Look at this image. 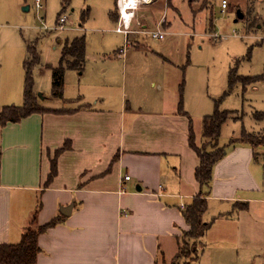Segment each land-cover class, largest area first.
<instances>
[{
    "label": "crops",
    "instance_id": "obj_1",
    "mask_svg": "<svg viewBox=\"0 0 264 264\" xmlns=\"http://www.w3.org/2000/svg\"><path fill=\"white\" fill-rule=\"evenodd\" d=\"M112 20L117 25L118 14ZM162 20L153 31L165 32ZM145 26L134 32H147ZM25 59L13 64L9 78L5 68L1 96L24 94ZM111 87L105 85L104 103L64 110L43 106L49 110L0 126V244L20 241L40 200L33 223L60 221L38 235L36 264H169L175 259L178 237L188 230L183 211L200 191L190 124L198 145L209 110L206 105L192 118L188 107L177 110L175 102L170 109L155 104L136 110L122 100L114 108ZM230 140L227 145L218 140L227 150L204 187L203 219L209 226L195 264H264V196L256 195L264 191V169L257 167L256 148ZM65 143L69 148L57 157V173L46 187L50 160ZM71 203L70 215L63 216L60 207Z\"/></svg>",
    "mask_w": 264,
    "mask_h": 264
},
{
    "label": "rangeland",
    "instance_id": "obj_2",
    "mask_svg": "<svg viewBox=\"0 0 264 264\" xmlns=\"http://www.w3.org/2000/svg\"><path fill=\"white\" fill-rule=\"evenodd\" d=\"M40 1L42 7L38 9L35 0H0V81L7 72L8 78L12 76L14 63L29 57L30 45L38 57L32 78L33 93L41 106L64 110L101 104L107 92L105 85L111 84L110 104L114 108L123 100L136 110L155 108V104L157 109H170L175 102L177 110L186 112L188 107L192 118L206 105L208 114L216 107L232 111L221 128L219 142L227 145L244 129L255 139L256 163L263 171L264 118L256 120L254 114L264 112V0H227L223 10L222 0L139 1L131 12L132 33L128 35L115 32L112 14H118V0H68L64 10L61 0ZM238 12L243 17L238 18ZM61 15H66L67 22L64 29L56 30ZM161 18L166 19L165 34L153 39L149 32L156 29L155 23ZM142 23L147 32L135 33L143 30ZM77 37L85 38L84 71L66 69L61 96H56L53 71L60 65L65 42ZM122 50L124 54L118 56ZM71 60L64 55L63 66ZM232 68L238 76L257 79L247 84L237 82L228 91ZM224 92L227 95L223 96ZM23 100V94L0 95V110L6 105H20ZM214 145L207 139L198 144L208 152ZM256 195L264 196V191ZM36 203L31 219L39 201ZM179 238L184 241L183 249L192 246L193 240L184 232Z\"/></svg>",
    "mask_w": 264,
    "mask_h": 264
},
{
    "label": "trees",
    "instance_id": "obj_3",
    "mask_svg": "<svg viewBox=\"0 0 264 264\" xmlns=\"http://www.w3.org/2000/svg\"><path fill=\"white\" fill-rule=\"evenodd\" d=\"M61 2L63 5L62 10H64L69 1L61 0ZM27 53L29 57L23 61V68L25 71L23 103L21 105H9L3 107L0 110V126L6 124L7 122H16L32 113H41L49 110L37 102V100L39 101V97L35 96L33 93L32 67L38 61L34 47L28 45ZM64 55H68L72 58L66 67L63 66ZM84 63L85 38L77 37L70 41L67 40L62 48L60 65L53 71L52 87L56 96H61L64 86L65 70H82ZM256 79L257 77L238 76L235 74V69L232 68L228 77V91H230L232 89L231 87L237 82L247 84L248 82H252ZM227 92H224L223 96L227 95ZM220 99H222V97ZM179 107L182 108L181 96ZM232 114V111H221L216 107L212 114L206 115L202 118V139H207L215 144L214 149L209 152L206 151V149H199V146L194 143L193 132L190 124L189 144L196 152L198 158V165L194 170V179L198 183L200 191L193 198L192 202L184 209L183 217L188 225V230L184 231V235H186V238L193 240V243L189 249H183L182 245L184 244V241L181 242L178 237V253L175 259L169 264H195L199 257L200 239L209 226V223H206L203 219V215L207 209L206 196L208 194L204 187L208 188L212 178L213 166L224 155L225 148L219 146L218 140L223 123L230 118ZM254 117L256 120H262L264 118V112H256ZM235 142H245L250 144L253 148H256L255 139L251 135L247 134L244 129L242 130L239 138H232L230 140V144H234ZM257 143L258 145L260 144L259 142ZM68 148L69 145L65 143L54 151V156L50 160V172L44 184L46 187L57 173V157L61 154V152ZM38 201L39 205L37 206L36 212L40 208V200ZM59 221L60 219L56 217L43 225H36L34 228H31L30 224L23 232L18 243H1L0 264H36V258L40 252V247L37 242L38 235L46 231L48 228L55 226ZM188 256H190L192 260L187 258ZM182 259L184 260L181 261Z\"/></svg>",
    "mask_w": 264,
    "mask_h": 264
},
{
    "label": "built area",
    "instance_id": "obj_4",
    "mask_svg": "<svg viewBox=\"0 0 264 264\" xmlns=\"http://www.w3.org/2000/svg\"><path fill=\"white\" fill-rule=\"evenodd\" d=\"M35 4H36V7L39 9L42 7L41 5V1L40 0H35ZM227 0H222L221 1V9H225L227 7ZM117 7H118V22H117V25H116V28H115V31L118 32V33H123V34H130L132 33V30L129 29V23L130 21H127L125 20V18L123 17L122 15V11L120 9V0H118L117 2ZM67 22V17L66 15H61L58 20H57V25L54 27V29H58V30H62L65 28V24ZM149 34L151 35V37L153 39H161L163 36H164V32L163 31H160V30H155V31H151L149 32ZM125 180H128L129 179V176H125L124 177Z\"/></svg>",
    "mask_w": 264,
    "mask_h": 264
},
{
    "label": "bare ground",
    "instance_id": "obj_5",
    "mask_svg": "<svg viewBox=\"0 0 264 264\" xmlns=\"http://www.w3.org/2000/svg\"><path fill=\"white\" fill-rule=\"evenodd\" d=\"M147 3L149 0H120V9L125 20H131V12L137 8L138 2Z\"/></svg>",
    "mask_w": 264,
    "mask_h": 264
},
{
    "label": "water",
    "instance_id": "obj_6",
    "mask_svg": "<svg viewBox=\"0 0 264 264\" xmlns=\"http://www.w3.org/2000/svg\"><path fill=\"white\" fill-rule=\"evenodd\" d=\"M241 17H243V15L240 12H238V18H241ZM39 96H41L40 93H39ZM41 98H43V97L41 96ZM72 207H73V203H71L65 207H60L59 211L63 216H69L71 213Z\"/></svg>",
    "mask_w": 264,
    "mask_h": 264
}]
</instances>
